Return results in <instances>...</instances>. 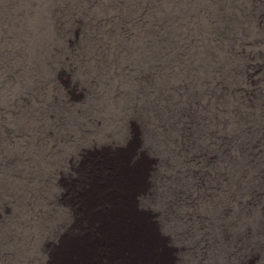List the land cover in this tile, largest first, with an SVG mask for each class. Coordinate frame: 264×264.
Instances as JSON below:
<instances>
[{"label": "rangeland", "instance_id": "1", "mask_svg": "<svg viewBox=\"0 0 264 264\" xmlns=\"http://www.w3.org/2000/svg\"><path fill=\"white\" fill-rule=\"evenodd\" d=\"M0 264H264V0H0Z\"/></svg>", "mask_w": 264, "mask_h": 264}, {"label": "bare ground", "instance_id": "2", "mask_svg": "<svg viewBox=\"0 0 264 264\" xmlns=\"http://www.w3.org/2000/svg\"><path fill=\"white\" fill-rule=\"evenodd\" d=\"M4 166V165H3Z\"/></svg>", "mask_w": 264, "mask_h": 264}]
</instances>
